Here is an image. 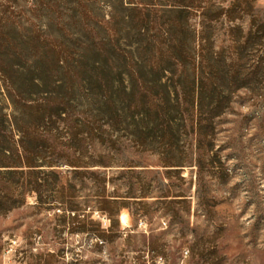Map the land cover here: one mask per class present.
<instances>
[{
  "label": "rangeland",
  "instance_id": "obj_1",
  "mask_svg": "<svg viewBox=\"0 0 264 264\" xmlns=\"http://www.w3.org/2000/svg\"><path fill=\"white\" fill-rule=\"evenodd\" d=\"M18 68L108 121L117 166L60 157L68 208L0 214V264H264V0H0V71Z\"/></svg>",
  "mask_w": 264,
  "mask_h": 264
},
{
  "label": "trees",
  "instance_id": "obj_2",
  "mask_svg": "<svg viewBox=\"0 0 264 264\" xmlns=\"http://www.w3.org/2000/svg\"><path fill=\"white\" fill-rule=\"evenodd\" d=\"M12 72L40 86L38 93L43 95L33 97L26 90L13 87ZM0 80V214L25 206L31 195L36 196L41 208L53 209L61 204L67 209L70 201L61 199L62 190L49 187V177L60 174L56 168L62 165L59 158L64 156H72L66 163L74 168L73 172L81 167L117 166L112 153L116 140L107 137L113 136L108 128L111 124L97 118L99 113L86 115L82 110L73 116L70 107L73 104L48 96L49 91L41 87L42 75L36 70L0 71ZM197 85L195 82L190 99L194 111L201 110L197 97L201 85L199 89ZM76 105L82 108L84 103L81 100ZM221 107L222 104L215 106L214 110ZM200 129L201 123L197 124V130ZM60 147L71 152L66 153ZM89 151L92 153L88 154ZM113 200L116 204L111 209L101 207L110 216L129 207L127 202Z\"/></svg>",
  "mask_w": 264,
  "mask_h": 264
}]
</instances>
